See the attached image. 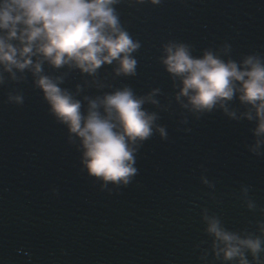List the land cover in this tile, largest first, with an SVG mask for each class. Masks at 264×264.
<instances>
[{
    "label": "water",
    "instance_id": "95a60500",
    "mask_svg": "<svg viewBox=\"0 0 264 264\" xmlns=\"http://www.w3.org/2000/svg\"><path fill=\"white\" fill-rule=\"evenodd\" d=\"M119 11L142 42L137 76L116 77L104 66L96 79L105 87L128 83L138 94L159 87L160 107H148L160 113L169 139L156 134L145 141L132 182L105 188L81 170L65 129L30 82L21 85L19 107L3 103L0 89V264H27L17 248L29 251L31 264H219L199 259V240L207 239L199 218L204 208L228 227L260 215L243 207L249 198L264 206V156L249 152L253 123L219 109L197 120L180 109L156 56L170 38L190 43L197 54L225 43L234 56L264 52V0H163L159 6L122 0ZM63 71L65 87L82 86L80 98L99 91L92 77ZM232 107L243 111L238 102ZM185 117L189 122L181 123Z\"/></svg>",
    "mask_w": 264,
    "mask_h": 264
},
{
    "label": "clouds",
    "instance_id": "9594fccd",
    "mask_svg": "<svg viewBox=\"0 0 264 264\" xmlns=\"http://www.w3.org/2000/svg\"><path fill=\"white\" fill-rule=\"evenodd\" d=\"M136 5L159 6L163 0H130ZM122 0H0V89L3 103L22 106L23 84L38 90L47 112L66 132L67 143L78 152L81 170L102 187L127 186L138 174L137 157L145 143L158 134L168 140L161 115L148 107H160L154 87L138 94L128 83L105 87L96 77L111 66L116 77L137 76V54L142 47L121 19ZM156 60L176 89L179 108L197 120L221 110L234 121L253 123L250 154L264 156V52L247 51L236 56L230 43L219 49L166 39ZM68 70L93 78L99 90L79 94L65 87ZM52 70V71H49ZM11 85V87L9 86ZM238 102L243 111L232 107ZM185 117L181 123H188ZM190 132L191 128L179 129ZM204 183H208L204 180ZM55 192V190H54ZM248 189H245V193ZM259 212L245 226L228 227L218 214L204 208L199 214L202 232L201 260L219 264H264V206L252 199L243 205ZM199 247V246H198ZM23 252L27 264L31 254Z\"/></svg>",
    "mask_w": 264,
    "mask_h": 264
}]
</instances>
